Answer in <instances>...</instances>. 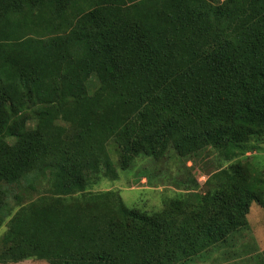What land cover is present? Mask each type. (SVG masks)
I'll return each mask as SVG.
<instances>
[{
	"label": "trees",
	"instance_id": "1",
	"mask_svg": "<svg viewBox=\"0 0 264 264\" xmlns=\"http://www.w3.org/2000/svg\"><path fill=\"white\" fill-rule=\"evenodd\" d=\"M262 144L264 0H0V264L200 261L264 210ZM139 156L228 163L155 212L91 190Z\"/></svg>",
	"mask_w": 264,
	"mask_h": 264
},
{
	"label": "rangeland",
	"instance_id": "2",
	"mask_svg": "<svg viewBox=\"0 0 264 264\" xmlns=\"http://www.w3.org/2000/svg\"><path fill=\"white\" fill-rule=\"evenodd\" d=\"M244 158H248L264 174V144L260 150L247 154ZM111 159L116 164V157L113 154ZM172 161V164L168 165L166 161L156 162L139 156L128 170L116 167L118 173L116 180L102 179L91 190L118 191L126 207L155 212L161 209L163 200L179 195L183 191L175 184H179L184 174L187 177L193 176L192 178L201 186L205 182L206 174L215 171L219 165L226 166L228 163L212 156L202 159L173 158ZM4 231V227L0 229V237ZM261 251H264V210L252 204L247 229L235 232L227 243L209 250L203 254L200 261L197 259L191 264H257ZM16 264L48 263L25 260Z\"/></svg>",
	"mask_w": 264,
	"mask_h": 264
}]
</instances>
